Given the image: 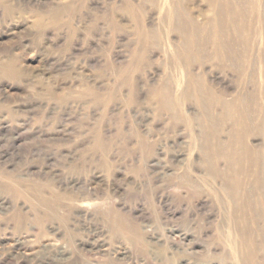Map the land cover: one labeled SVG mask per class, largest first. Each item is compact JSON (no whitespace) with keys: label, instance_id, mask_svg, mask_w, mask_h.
<instances>
[{"label":"rangeland","instance_id":"obj_1","mask_svg":"<svg viewBox=\"0 0 264 264\" xmlns=\"http://www.w3.org/2000/svg\"><path fill=\"white\" fill-rule=\"evenodd\" d=\"M202 1L185 5L201 22ZM11 2V16L0 10V264H264L260 226L242 231L247 246L200 174L195 105L182 101L185 116L173 120L151 100L165 78L176 103L186 88L173 54L181 37L164 29L169 0L147 1L134 17L158 27L155 47L138 45L120 0ZM244 9L254 34L258 16L249 0ZM108 18L126 29L109 31ZM262 37H252L259 53ZM192 181L196 198L182 184Z\"/></svg>","mask_w":264,"mask_h":264},{"label":"bare ground","instance_id":"obj_2","mask_svg":"<svg viewBox=\"0 0 264 264\" xmlns=\"http://www.w3.org/2000/svg\"><path fill=\"white\" fill-rule=\"evenodd\" d=\"M147 1L153 3L155 0H141L139 5H134L131 0H120L118 8L127 19L133 18L132 20L136 24L134 27L138 45L155 47L158 45L157 41L160 36L158 27L143 25L141 22L143 19L134 18L138 12L144 13V5ZM189 1L169 0L170 6L164 23V29L167 27L169 30L168 35L174 32L181 37V40L179 38L180 42L177 40L179 44L175 49L173 48V54L175 63L182 67L184 77L186 76V88L180 99H177L179 103H176L173 99V81L170 77H168L169 81H165V78L160 83L161 85H158L159 87L155 85L158 88L153 90L151 100L156 104L158 112L166 114L173 120H179L185 116L180 113L182 101H192V105H195L197 112H192L190 123H192V130L195 121L199 124L198 143H195L199 144L197 146L199 159L196 162L201 169L200 174H203L204 179L205 176L209 178L206 186L211 189L214 198L218 200L217 202L220 201L219 199L225 202H219L220 205L218 203L223 208L221 209L222 218L231 225L235 232L243 234L242 240H247V246L251 247L254 242L247 238L242 231L247 226L250 228L260 226V228L258 227L260 232L264 233V89L260 91L261 86L258 85V76L262 77V81L259 82L264 83V46L261 47V53L256 52L257 47L254 45L256 39H252L257 33L264 37V0H249L253 14L258 16L260 23L254 34L244 31L247 24H242L246 13L244 9L246 0H203L208 7L206 10L209 12V18L203 22L198 21L185 7ZM80 3L82 4V2ZM15 6L11 0H0V10L4 15L11 16ZM61 9L58 10L61 12ZM59 11H56V15L49 17L51 21L58 17ZM55 21L57 23V20ZM42 22L44 23V20ZM43 23L40 21V24ZM107 24L106 27L109 31L116 32L126 29L125 25L118 24L117 20L112 18H108ZM39 26L41 28V25ZM161 31L163 30L161 29ZM165 34L168 37L167 31ZM170 47H173L172 44ZM257 53L259 54L257 55ZM140 54L142 55V53ZM9 63L10 60L5 64ZM207 66L218 72L223 79L229 80L232 87L228 88L227 85L218 88L215 86L214 80L209 81L207 76L210 71L207 70V73L205 69ZM9 67V65L4 67L8 69L7 72L11 70L12 66ZM175 83L178 85L177 82ZM223 134L224 137H222ZM258 138L261 139V143H250L252 139L257 140ZM196 149L193 148V150ZM154 156L156 157V155ZM196 162L192 161V168ZM181 176L183 175L181 174ZM195 181L197 182V180ZM182 184L188 190L192 187V197L193 195L195 198L198 197L200 189L194 181L192 184L187 185L184 182ZM221 224H224L222 220L220 226ZM219 236L221 237V235ZM251 261H253V257L248 256L250 264Z\"/></svg>","mask_w":264,"mask_h":264}]
</instances>
